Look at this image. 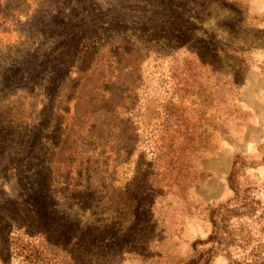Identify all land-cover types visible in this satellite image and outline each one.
Masks as SVG:
<instances>
[{
	"label": "rangeland",
	"instance_id": "rangeland-1",
	"mask_svg": "<svg viewBox=\"0 0 264 264\" xmlns=\"http://www.w3.org/2000/svg\"><path fill=\"white\" fill-rule=\"evenodd\" d=\"M21 246L264 264V0H0V264Z\"/></svg>",
	"mask_w": 264,
	"mask_h": 264
},
{
	"label": "trees",
	"instance_id": "trees-1",
	"mask_svg": "<svg viewBox=\"0 0 264 264\" xmlns=\"http://www.w3.org/2000/svg\"><path fill=\"white\" fill-rule=\"evenodd\" d=\"M106 28L104 27H96L93 29L91 34H84L80 39L77 40L75 49L76 55L79 56L80 59H84L91 55L93 51L99 48L107 38ZM25 220L31 229L34 231L35 234L40 235L45 240L48 239L50 233V226L47 222H45L42 217L34 218L32 212L26 213ZM25 246V245H24ZM20 252H25L26 254L23 255L24 257L30 258V264H38L42 263L41 259V249L38 246L30 247H20Z\"/></svg>",
	"mask_w": 264,
	"mask_h": 264
},
{
	"label": "flooded vegetation",
	"instance_id": "flooded-vegetation-1",
	"mask_svg": "<svg viewBox=\"0 0 264 264\" xmlns=\"http://www.w3.org/2000/svg\"><path fill=\"white\" fill-rule=\"evenodd\" d=\"M37 216V215H36Z\"/></svg>",
	"mask_w": 264,
	"mask_h": 264
}]
</instances>
